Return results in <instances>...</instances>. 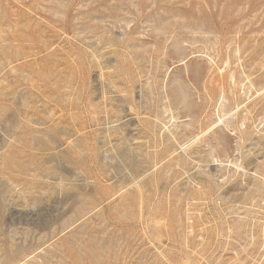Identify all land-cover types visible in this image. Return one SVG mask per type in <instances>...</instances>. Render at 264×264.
<instances>
[{
  "label": "rangeland",
  "instance_id": "1",
  "mask_svg": "<svg viewBox=\"0 0 264 264\" xmlns=\"http://www.w3.org/2000/svg\"><path fill=\"white\" fill-rule=\"evenodd\" d=\"M0 264H264V0H0Z\"/></svg>",
  "mask_w": 264,
  "mask_h": 264
},
{
  "label": "bare ground",
  "instance_id": "2",
  "mask_svg": "<svg viewBox=\"0 0 264 264\" xmlns=\"http://www.w3.org/2000/svg\"><path fill=\"white\" fill-rule=\"evenodd\" d=\"M220 118H222V117H220ZM222 120V119H221Z\"/></svg>",
  "mask_w": 264,
  "mask_h": 264
}]
</instances>
